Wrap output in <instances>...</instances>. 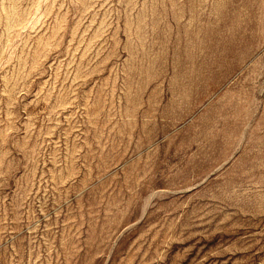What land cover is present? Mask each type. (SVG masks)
I'll return each instance as SVG.
<instances>
[{"label":"rangeland","instance_id":"374dc122","mask_svg":"<svg viewBox=\"0 0 264 264\" xmlns=\"http://www.w3.org/2000/svg\"><path fill=\"white\" fill-rule=\"evenodd\" d=\"M0 264H264V0H0Z\"/></svg>","mask_w":264,"mask_h":264}]
</instances>
